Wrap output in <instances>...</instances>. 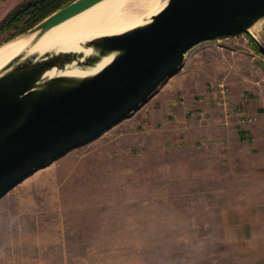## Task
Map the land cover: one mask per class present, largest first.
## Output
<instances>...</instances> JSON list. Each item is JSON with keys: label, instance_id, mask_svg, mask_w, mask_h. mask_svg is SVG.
I'll use <instances>...</instances> for the list:
<instances>
[{"label": "rangeland", "instance_id": "obj_1", "mask_svg": "<svg viewBox=\"0 0 264 264\" xmlns=\"http://www.w3.org/2000/svg\"><path fill=\"white\" fill-rule=\"evenodd\" d=\"M19 1L0 0V20ZM250 28L264 44V16ZM253 45L243 32L194 44L131 114L3 193L0 264H264L249 237L261 214L241 209L238 171L223 177L225 142L244 143L230 119L264 95Z\"/></svg>", "mask_w": 264, "mask_h": 264}, {"label": "water", "instance_id": "obj_2", "mask_svg": "<svg viewBox=\"0 0 264 264\" xmlns=\"http://www.w3.org/2000/svg\"><path fill=\"white\" fill-rule=\"evenodd\" d=\"M98 0H71L33 25L38 34ZM264 16V0H166L150 21L93 38L75 51L14 57L0 70V196L34 170L83 144L131 114L181 66L185 53L207 39L247 33ZM81 76L45 70L91 66Z\"/></svg>", "mask_w": 264, "mask_h": 264}, {"label": "bare ground", "instance_id": "obj_3", "mask_svg": "<svg viewBox=\"0 0 264 264\" xmlns=\"http://www.w3.org/2000/svg\"><path fill=\"white\" fill-rule=\"evenodd\" d=\"M166 0H98L83 10L50 26L42 33L30 29L0 46V70L16 56L22 60L27 56H40L45 52L75 51L86 55L87 41L105 35L122 33L150 21ZM251 25L249 26V31ZM111 53L102 56L95 64L76 66L74 61L66 62L61 68L55 66L44 71L43 76L56 74L81 76L92 73L110 58Z\"/></svg>", "mask_w": 264, "mask_h": 264}, {"label": "crops", "instance_id": "obj_4", "mask_svg": "<svg viewBox=\"0 0 264 264\" xmlns=\"http://www.w3.org/2000/svg\"><path fill=\"white\" fill-rule=\"evenodd\" d=\"M264 81V80H263ZM264 85V82H263ZM262 95V88L259 87ZM243 105V103H242ZM244 110H237L238 114H234L230 121L234 123L233 128L227 127V133L229 136H235L240 138V141L244 143L240 144L239 155L232 152V147H227L225 142L224 147V160L227 165L226 172H224V178L232 180L236 178L238 171L240 189V197H246V201H242L241 209L247 208L248 211L255 210V212L261 214L257 215L255 221H261L260 228H264V95L261 100H257L254 107L246 108V105H251L250 102H246ZM261 105L263 107L260 111L257 107ZM237 108H239L237 106ZM226 115V114H225ZM237 115V116H236ZM226 121V120H224ZM222 130V127H220ZM232 143V141H231ZM233 144V143H232ZM234 169V170H232ZM233 174V177H232ZM252 183V184H251ZM234 191V190H233ZM234 192H232L233 194ZM251 206H253L251 208ZM254 233V235L252 234ZM249 234L253 237H259L258 242L264 243V232L256 230ZM252 238L247 239L250 241ZM256 241V240H255Z\"/></svg>", "mask_w": 264, "mask_h": 264}, {"label": "trees", "instance_id": "obj_5", "mask_svg": "<svg viewBox=\"0 0 264 264\" xmlns=\"http://www.w3.org/2000/svg\"><path fill=\"white\" fill-rule=\"evenodd\" d=\"M69 1L71 0H21L0 20V32L6 28H12L14 34L25 31ZM253 49L258 51L256 45H253Z\"/></svg>", "mask_w": 264, "mask_h": 264}, {"label": "built area", "instance_id": "obj_6", "mask_svg": "<svg viewBox=\"0 0 264 264\" xmlns=\"http://www.w3.org/2000/svg\"><path fill=\"white\" fill-rule=\"evenodd\" d=\"M220 85H222V84H220ZM221 91H224L223 85L221 86ZM218 101L221 102L224 105V111L229 110L228 108H226V105L228 104L229 100H226L223 97L221 99H218Z\"/></svg>", "mask_w": 264, "mask_h": 264}]
</instances>
